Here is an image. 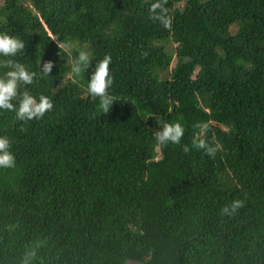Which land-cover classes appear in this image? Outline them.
<instances>
[{"label":"trees","instance_id":"trees-1","mask_svg":"<svg viewBox=\"0 0 264 264\" xmlns=\"http://www.w3.org/2000/svg\"><path fill=\"white\" fill-rule=\"evenodd\" d=\"M0 32L53 104L0 110L16 160L0 169V264H264V0H1ZM105 55L103 114L86 84ZM159 121L183 125L180 144L155 142Z\"/></svg>","mask_w":264,"mask_h":264},{"label":"clouds","instance_id":"clouds-1","mask_svg":"<svg viewBox=\"0 0 264 264\" xmlns=\"http://www.w3.org/2000/svg\"><path fill=\"white\" fill-rule=\"evenodd\" d=\"M157 7L160 5H152L153 10ZM152 18L159 19L165 27L169 25V21L161 14H155ZM24 47L25 42L18 36L0 32V57L6 58L2 62L6 70L0 75V110L14 111L16 119L21 121L39 119L53 107L48 96L43 94L35 96L25 87L32 84L36 73L29 70L24 64L11 59ZM110 59V56L105 55L103 59L95 63L86 84L89 97L98 101V109L103 114L107 113L116 102L115 97L110 92L113 84V76L109 69ZM90 62L89 53L83 50L79 51L71 65L73 78H79L90 67ZM52 66V61H45L41 66V74H49ZM197 127H202V125H197ZM183 134L184 127L180 122L159 121V127L153 133V137L155 142L163 148L169 144H180ZM11 143L9 137L0 135V169L16 167ZM194 146L203 149L209 155H214L216 151L203 139L194 142ZM184 151H188L187 146H184ZM239 205L240 201L238 200L226 203L222 206L221 213L229 214Z\"/></svg>","mask_w":264,"mask_h":264},{"label":"rangeland","instance_id":"rangeland-1","mask_svg":"<svg viewBox=\"0 0 264 264\" xmlns=\"http://www.w3.org/2000/svg\"><path fill=\"white\" fill-rule=\"evenodd\" d=\"M0 2H1V0H0ZM169 49H170V51L172 52V53H174V43H170L169 44ZM84 50L83 51H86V52H88V53H90V50L87 48V47H82Z\"/></svg>","mask_w":264,"mask_h":264}]
</instances>
